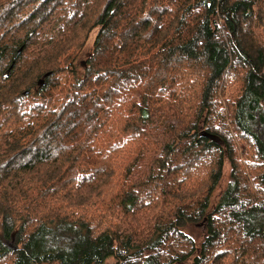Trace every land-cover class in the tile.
<instances>
[{
    "label": "trees",
    "instance_id": "obj_1",
    "mask_svg": "<svg viewBox=\"0 0 264 264\" xmlns=\"http://www.w3.org/2000/svg\"><path fill=\"white\" fill-rule=\"evenodd\" d=\"M262 28L264 0H0V264H264Z\"/></svg>",
    "mask_w": 264,
    "mask_h": 264
},
{
    "label": "rangeland",
    "instance_id": "obj_2",
    "mask_svg": "<svg viewBox=\"0 0 264 264\" xmlns=\"http://www.w3.org/2000/svg\"><path fill=\"white\" fill-rule=\"evenodd\" d=\"M74 12V11H73ZM52 25V23L51 24H49L47 27H46V31H48L49 29H50V26ZM258 33L260 34V36L262 37V39H263V37H264V31H263V28L261 29V30H259L258 31ZM95 35L96 34H93V36H92V38H91V42L89 43V45H88V47L85 49V51L83 52V56L84 57H86V55H87V53L88 52H90V50H91V47H93V42H94V39H95ZM44 40V39H43ZM227 182H228V172H226V175H225V178H224V182H223V188L226 186V184H227ZM113 216V215H112ZM197 228L196 227H193L191 230L189 229V233H192V234H194L195 236H197V237H199L200 236V233H201V231H202V229L200 230V229H198V230H196ZM108 264H115L114 263V261L113 260H110L109 262H108Z\"/></svg>",
    "mask_w": 264,
    "mask_h": 264
},
{
    "label": "water",
    "instance_id": "obj_3",
    "mask_svg": "<svg viewBox=\"0 0 264 264\" xmlns=\"http://www.w3.org/2000/svg\"><path fill=\"white\" fill-rule=\"evenodd\" d=\"M48 76V75H47ZM44 84V81L43 80H41L40 82H39V85H43Z\"/></svg>",
    "mask_w": 264,
    "mask_h": 264
}]
</instances>
